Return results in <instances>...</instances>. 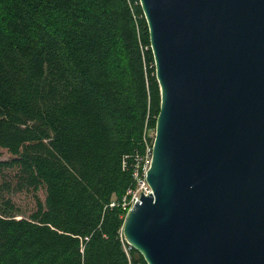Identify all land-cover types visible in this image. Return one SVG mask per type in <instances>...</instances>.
Returning <instances> with one entry per match:
<instances>
[{"label":"trees","instance_id":"1","mask_svg":"<svg viewBox=\"0 0 264 264\" xmlns=\"http://www.w3.org/2000/svg\"><path fill=\"white\" fill-rule=\"evenodd\" d=\"M159 103L138 0H0V166L45 190L0 211V264H146L118 203Z\"/></svg>","mask_w":264,"mask_h":264},{"label":"water","instance_id":"2","mask_svg":"<svg viewBox=\"0 0 264 264\" xmlns=\"http://www.w3.org/2000/svg\"><path fill=\"white\" fill-rule=\"evenodd\" d=\"M159 111L125 242L146 264H264V0H138Z\"/></svg>","mask_w":264,"mask_h":264},{"label":"rangeland","instance_id":"3","mask_svg":"<svg viewBox=\"0 0 264 264\" xmlns=\"http://www.w3.org/2000/svg\"><path fill=\"white\" fill-rule=\"evenodd\" d=\"M10 154L0 148V162L11 160ZM45 190L23 185L15 167L0 166V211L10 210L16 218L29 217L37 208L38 201L44 202Z\"/></svg>","mask_w":264,"mask_h":264},{"label":"built area","instance_id":"4","mask_svg":"<svg viewBox=\"0 0 264 264\" xmlns=\"http://www.w3.org/2000/svg\"><path fill=\"white\" fill-rule=\"evenodd\" d=\"M155 132H149L146 137H150L152 140L148 143L146 137L143 138L145 144V152L142 156H136L135 162L132 166V179L133 185L129 187L118 203L121 209L126 213L132 209V207L139 202L141 195L151 194V188L146 180V173L151 163L152 143ZM116 203L112 201L109 207L115 206Z\"/></svg>","mask_w":264,"mask_h":264}]
</instances>
